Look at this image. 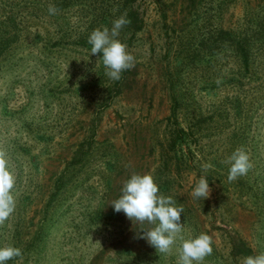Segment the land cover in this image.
I'll return each instance as SVG.
<instances>
[{"label":"rangeland","instance_id":"obj_1","mask_svg":"<svg viewBox=\"0 0 264 264\" xmlns=\"http://www.w3.org/2000/svg\"><path fill=\"white\" fill-rule=\"evenodd\" d=\"M18 1L0 0V19L20 13L24 26L0 54V152L15 178L0 247L22 252L5 264H177L179 236L201 233L212 253L200 264L264 253V41L247 65L239 50H213L219 29L242 37L264 27V0H137L141 30L132 39L119 30L134 56L120 92L102 90L114 81L98 82L103 54L76 37L104 28L97 16L112 0L66 10V19L49 15V0ZM238 148L252 167L229 182ZM133 173L150 174L158 195L184 209L169 253L140 238L156 225L111 204ZM202 176L206 199L192 195Z\"/></svg>","mask_w":264,"mask_h":264},{"label":"clouds","instance_id":"obj_2","mask_svg":"<svg viewBox=\"0 0 264 264\" xmlns=\"http://www.w3.org/2000/svg\"><path fill=\"white\" fill-rule=\"evenodd\" d=\"M58 9L49 4L48 12L55 15ZM131 23L126 19V14L113 21L111 31L104 27L92 31L88 43L92 45L91 54L102 53V60L107 69L106 75L112 80H119L121 73L134 67V56L126 50L117 37L119 30ZM230 163L228 174L229 182L248 173L252 164L248 154L242 149H236L226 161ZM205 170L211 168V164L202 166ZM15 178L8 169L5 154L0 152V224L15 210V198L12 194ZM159 189L150 174L133 173L122 188L120 198L111 202L116 212H123L132 221L143 224L145 221L156 225L149 230H142L140 238L145 239L149 245L160 253H169L171 246L182 232L181 213L183 207H177L172 197L158 195ZM211 189L205 177H201L194 188L192 195L196 198H208ZM158 222V223H157ZM180 246L177 249L179 257L177 264H200L204 258L212 253V238L201 233L195 238L184 239L179 236ZM16 257H22L21 249L13 246L0 247V264ZM241 264H264V253L255 256H246Z\"/></svg>","mask_w":264,"mask_h":264},{"label":"trees","instance_id":"obj_3","mask_svg":"<svg viewBox=\"0 0 264 264\" xmlns=\"http://www.w3.org/2000/svg\"><path fill=\"white\" fill-rule=\"evenodd\" d=\"M37 1L39 0H19L18 4H22L25 6V5H28V3H30L33 5ZM100 1H103V0H100ZM100 1L92 0L91 2H89V0H49L47 2H50V4L54 5L58 9L55 15L49 14L50 16L57 17V15L61 14V17L66 19L65 17H63L64 16L63 14L64 12H66V10H69L75 7L76 10L78 9L82 11L85 7H92L95 4V2H100ZM45 2L46 1H44L43 7H47ZM112 2H114L112 3V5L111 4L104 5L103 9L101 10V13H99L97 16L96 23L103 24L104 27H107L108 29L111 30V27L114 21L112 19H118L122 15L126 14V19L130 20L131 23L123 27L128 28L127 31H130L131 33L130 39L134 38L136 33L140 31L142 28V19L140 18L139 9L136 5L137 0H112ZM105 3H107V1H105ZM112 10L114 12H112ZM19 15L20 13H10V15H5L3 18L0 19V54L8 48L12 40H14L19 35L22 28H24V26L22 27L21 25L22 17ZM90 25L92 26V23H90ZM93 30L94 28H91L90 30H86V31L83 30L77 33V36H76L77 43L81 44L82 48L91 49L92 45L88 43V38ZM123 34L124 33L121 32V35ZM236 35L237 33L233 32L232 30L219 29L216 33V43L214 44L215 48L213 50L219 51L221 50V48L227 49L230 47L233 50L234 49L239 50V53L241 54L245 64L247 65L250 59L249 48L251 46H254L255 44L260 45L264 41V27H258L255 30H252L251 32L245 31L244 33H242L243 35L242 37H237L240 35H237V36ZM117 39H119L121 42L123 41V37L118 36ZM260 46H263V45H260ZM126 72L127 70L121 73V78L119 80H114L113 83L108 82L107 85L104 84L102 90L104 91L107 90L108 92H111V91L120 92L121 90L120 88L125 81L124 78L126 76ZM105 73L106 71L101 69L98 82L102 81L101 75H104ZM177 108H178V101L176 97L172 96V105H171V112H170L171 116L169 117L170 121L174 120V118L176 119ZM181 131L184 132V129H181ZM173 133L176 135H181L179 134L176 128L173 129ZM71 166L72 164L68 163V167H67L68 171L70 168H74ZM65 171H66V166L62 174L57 177L56 182L58 184L62 182L63 174L65 173ZM246 251H250V250L247 249Z\"/></svg>","mask_w":264,"mask_h":264}]
</instances>
